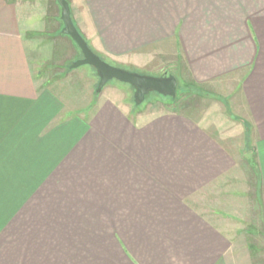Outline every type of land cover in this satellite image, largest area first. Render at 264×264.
<instances>
[{"label": "crops", "instance_id": "crops-1", "mask_svg": "<svg viewBox=\"0 0 264 264\" xmlns=\"http://www.w3.org/2000/svg\"><path fill=\"white\" fill-rule=\"evenodd\" d=\"M66 1L98 57L187 77L205 114L136 112L133 88L64 102L0 0V264H263L264 0ZM60 32L55 65L76 54Z\"/></svg>", "mask_w": 264, "mask_h": 264}, {"label": "rangeland", "instance_id": "rangeland-1", "mask_svg": "<svg viewBox=\"0 0 264 264\" xmlns=\"http://www.w3.org/2000/svg\"><path fill=\"white\" fill-rule=\"evenodd\" d=\"M7 1L11 2L12 5H14L19 21L18 24L20 25L21 28L24 29L23 34H24V42L27 50V56L32 63L31 66L32 70L36 74L35 75L36 81L38 82V84L43 83L46 84V86H50V85L54 86L53 88H55V91L53 90V92L59 95L62 94L60 96L63 97L64 102H66L65 99L71 97V94H73V92H75V94L78 96L77 99H83V98H87L88 95H90L89 94L90 91H94L95 94H97L98 100L112 99L113 101H115L117 104L120 105L128 101V99L130 98V100L132 101L131 108H133L136 112L143 111L144 113H147L148 111L153 115L159 113H165V112L184 114L190 112L191 108L194 109V107L202 105L203 106L202 109L199 110L197 109V111L195 112H193L192 110L191 111L193 112V117L197 119H199L200 116H203L205 114L204 112L205 105L199 103L201 102L199 98H195V97L188 98L187 94H191L190 92L194 90L192 89L189 80L185 76H183V78L177 84V89H176V93L178 94L177 103L176 102L172 103L168 98H161L160 96L154 93H150L145 97V100L141 105H135L134 96H133L134 94H132L130 97L128 95L131 92L132 87L127 84H122L114 80L107 82L101 88L100 91H97L98 77L96 71L92 67L84 65L76 69H69V67L74 62L82 58L81 52L75 46L74 43L73 44L76 48V54L70 51L67 53L68 56L71 57L69 60L66 59L65 61L60 60L59 62H57V65L53 64L55 60L51 59L52 47L50 46H52V43L50 38L47 36L53 34V31H56L58 33V31H60L62 27V23L61 21H59L60 9L57 6L56 1L55 0H7ZM52 18L53 19L55 18L56 22H53ZM71 18L72 20L74 19L72 16ZM50 28L52 29L51 32H49ZM38 30H40L39 32L43 31L42 36H38L39 33ZM39 35H41V33ZM100 59H102L104 62H106L107 64L113 67H118L113 62H111L106 58H100ZM146 65L139 66L138 68H128V69L125 68L124 70L131 73H137L139 75L157 77L158 73L154 72L150 68V64H146ZM68 73L70 74L69 79L66 78V75ZM64 80L66 81L63 84ZM60 82H62L60 85L63 84L62 87L60 85H57ZM92 83H94L95 86H92L91 85ZM231 89L232 86H228L226 90L221 93L219 90L218 95L230 94ZM207 91L208 93H211L212 96L215 93L214 90L213 91L207 90ZM221 98L223 99L221 100V102L225 105V109H226L225 110L226 115H223L224 116L223 120L230 119L233 121L236 118L240 121V124H242V122L244 121L243 117L244 119L246 117L242 105L237 104L231 98L227 103V106L229 108V110H227L225 97H221ZM82 103H80V105H82ZM219 106L221 111L224 112L223 110L224 107L223 106L221 107V105ZM247 136H250V134ZM237 137L238 138H235L234 141L225 143L232 150L236 148L244 147L241 136H237ZM235 183H237L236 186H238L240 189L238 193L240 195L238 197L240 196L242 197L241 195L242 191L245 190L246 187L243 186V183H241V181H237V182L235 181ZM240 201L244 204L243 199ZM249 201L250 200H246V202ZM245 227L247 228V226ZM258 227L259 226L254 228L256 229ZM256 239L258 240L259 245L263 242L261 240L263 239L261 235Z\"/></svg>", "mask_w": 264, "mask_h": 264}, {"label": "water", "instance_id": "water-1", "mask_svg": "<svg viewBox=\"0 0 264 264\" xmlns=\"http://www.w3.org/2000/svg\"><path fill=\"white\" fill-rule=\"evenodd\" d=\"M55 1L60 9V20L62 23L60 33L70 38L82 55V58L74 62L69 69H76L84 65L92 67L98 77L97 91H100L107 82L113 80L131 86L135 90V105H141L145 97L150 93H154L161 98L173 99L175 97L177 81L174 76L150 77L139 75L113 67L100 59L88 47L86 41L74 25L68 2L66 0Z\"/></svg>", "mask_w": 264, "mask_h": 264}, {"label": "trees", "instance_id": "trees-1", "mask_svg": "<svg viewBox=\"0 0 264 264\" xmlns=\"http://www.w3.org/2000/svg\"><path fill=\"white\" fill-rule=\"evenodd\" d=\"M70 12H71V16L73 17V11H72L71 6H70ZM74 25L76 26L75 23H74ZM190 93H191V94H187V95H188V96H189V95H195V96H198L196 93H194V92H192V91H191ZM193 93H194V94H193ZM177 97H178V94L176 93V95H175V97H174L173 99H169V98H168V99H169L172 103H173V102H174V103H175V102L177 103V99H178Z\"/></svg>", "mask_w": 264, "mask_h": 264}]
</instances>
